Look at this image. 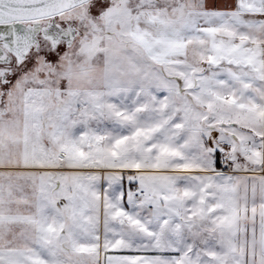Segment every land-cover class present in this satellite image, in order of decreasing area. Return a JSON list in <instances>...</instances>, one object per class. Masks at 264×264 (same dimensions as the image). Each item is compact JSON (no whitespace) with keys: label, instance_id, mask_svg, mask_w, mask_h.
Masks as SVG:
<instances>
[{"label":"snow or ice","instance_id":"6c2138e0","mask_svg":"<svg viewBox=\"0 0 264 264\" xmlns=\"http://www.w3.org/2000/svg\"><path fill=\"white\" fill-rule=\"evenodd\" d=\"M0 264H264V0H0Z\"/></svg>","mask_w":264,"mask_h":264}]
</instances>
